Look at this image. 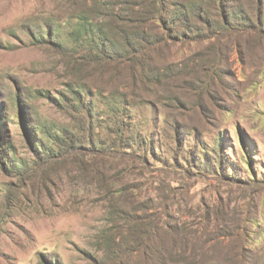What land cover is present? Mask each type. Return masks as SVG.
I'll return each mask as SVG.
<instances>
[{
  "label": "rangeland",
  "instance_id": "1",
  "mask_svg": "<svg viewBox=\"0 0 264 264\" xmlns=\"http://www.w3.org/2000/svg\"><path fill=\"white\" fill-rule=\"evenodd\" d=\"M81 8L0 0V264H153L149 230L173 264H264L255 10L199 38L161 30L133 81L62 46Z\"/></svg>",
  "mask_w": 264,
  "mask_h": 264
},
{
  "label": "trees",
  "instance_id": "2",
  "mask_svg": "<svg viewBox=\"0 0 264 264\" xmlns=\"http://www.w3.org/2000/svg\"><path fill=\"white\" fill-rule=\"evenodd\" d=\"M76 1L73 0V3ZM80 1L82 2L80 12L73 13L76 22L68 33L69 43H64L60 36L62 46L65 47V50L73 48L75 52H80V46L87 45L89 48L85 57L83 58L82 55L80 57L86 61H99L100 55L104 59L113 57L114 59H123L133 74V81L137 74L134 72L136 65L142 68L144 63L142 58L148 53L149 45L167 38L166 35L161 34L163 29L171 28L172 33L180 36L191 37L195 34L199 38L202 36L199 32V24L211 27V24L216 25L219 23L215 22H221L223 23L221 25L226 27V24L240 19L242 13H239L238 10L247 6H251L255 10L258 23L264 24V0ZM237 5H240L241 8L237 9ZM122 14H125V17L122 18ZM50 34L51 32H49ZM169 36L172 37V35ZM94 50L97 52H93ZM98 52H100L99 56L96 55ZM32 127V133L36 139V141H32L33 146L39 154H47L44 142L36 138V130H43L42 126L38 128L34 123ZM63 149L67 150L64 146ZM152 222L153 220L141 225L149 229ZM164 226L171 229L167 224ZM150 234L151 230L142 243L145 247V256L153 264H173L170 253L165 248L163 235L158 233L156 238H152Z\"/></svg>",
  "mask_w": 264,
  "mask_h": 264
}]
</instances>
